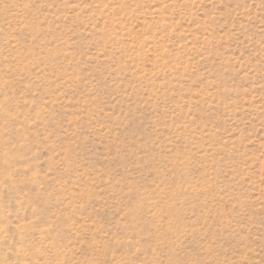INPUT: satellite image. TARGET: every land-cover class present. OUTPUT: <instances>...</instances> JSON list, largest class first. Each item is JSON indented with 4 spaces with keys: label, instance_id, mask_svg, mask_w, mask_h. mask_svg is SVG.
Instances as JSON below:
<instances>
[{
    "label": "rangeland",
    "instance_id": "obj_1",
    "mask_svg": "<svg viewBox=\"0 0 264 264\" xmlns=\"http://www.w3.org/2000/svg\"><path fill=\"white\" fill-rule=\"evenodd\" d=\"M0 264H264V0H0Z\"/></svg>",
    "mask_w": 264,
    "mask_h": 264
}]
</instances>
